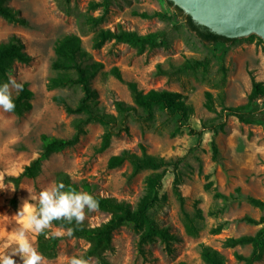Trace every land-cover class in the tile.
Here are the masks:
<instances>
[{
    "label": "rangeland",
    "instance_id": "374dc122",
    "mask_svg": "<svg viewBox=\"0 0 264 264\" xmlns=\"http://www.w3.org/2000/svg\"><path fill=\"white\" fill-rule=\"evenodd\" d=\"M100 0H10L9 4L20 9L29 24L23 26L6 21L0 16V40L18 35L25 50L32 56L29 63L15 62L9 74L17 82H27L33 91L32 108L21 116L0 108V256L10 252L24 233L36 248L37 233L28 225V216L37 211L34 201H29L23 216H18L23 201L29 193L38 194L55 185L56 175L65 172L74 182L89 181L95 194L116 198L135 205L145 191V181L150 169L131 174V165L108 168L107 160L124 149L141 152V145L154 156L175 162L177 169L167 167L159 200L150 209V216L159 226L169 228L176 236L166 250L160 239L140 244V232L128 226L114 230L112 247L106 251L111 264H202V244L218 249L226 264H240L234 252L248 254L250 246L228 248L225 238L254 233L261 224L241 220L244 216L259 219L264 208L252 206L245 199L253 196L264 200V98L252 106L262 119L245 123L222 112L226 106H236L247 101L253 81L264 82V40L256 34L236 37L228 44L201 41L190 31L166 0H112L110 10L102 21L91 24L90 16L98 17L101 7L91 8L90 2ZM159 11L165 16L143 17L140 13ZM121 26L140 34L160 31L164 42L139 53L126 43L106 41L100 48H93L92 37L99 28L115 29ZM78 34L82 46L93 60L103 64L92 80L98 92V106L106 113H115L114 101L132 103L126 82H135L139 89H169L180 92L193 112L184 126L177 117L157 111L151 120L140 116V111L130 114L126 125L112 137L110 145L98 151L104 127L89 122L79 142L53 153L42 165L35 178H23L18 188L5 181L4 176L18 174L36 157L41 149L40 135L69 137L74 132L73 119L62 105L53 100L62 95L74 105L81 95L78 87H47L54 74L51 62L56 40L64 34ZM187 60L199 61L194 68L178 71ZM117 67L123 81L111 73ZM207 93L212 96V109H207ZM17 93L14 92L13 96ZM224 123L216 134L206 130L200 141L188 129H201L203 125ZM218 147L217 158L212 157L211 141ZM162 169V168H161ZM159 169L158 171H160ZM183 208L199 225L196 235L185 230ZM211 183L210 186H207ZM239 187L240 191L236 192ZM234 194V199L216 198L214 192ZM200 213L201 218L197 215ZM109 213L98 209L87 214L86 225L96 226L105 222ZM222 224L219 232H213ZM67 232L53 225L51 231ZM57 255L46 258V264H67L73 257H84L88 242L80 237L61 236ZM16 264H23L19 256ZM92 264H97L94 257ZM88 259V258H85ZM254 264H264L262 258Z\"/></svg>",
    "mask_w": 264,
    "mask_h": 264
},
{
    "label": "trees",
    "instance_id": "16d2710c",
    "mask_svg": "<svg viewBox=\"0 0 264 264\" xmlns=\"http://www.w3.org/2000/svg\"><path fill=\"white\" fill-rule=\"evenodd\" d=\"M10 0H0V16L6 21L17 23L23 26L29 24L28 19L22 15L20 9L9 4ZM168 5L173 7L176 14L184 20L187 28L192 31L201 41L208 43L228 44L237 41V38H230L213 32L209 28L197 24L192 17L171 0H166ZM112 0H100L90 2L91 8L101 7L102 13L98 17L90 16L88 18L91 24L102 21L110 10ZM143 17L165 16L163 13L156 11L152 14L140 13ZM114 40L115 42L126 43L141 53L147 48H153L164 42V33L160 31L148 32L140 34L133 30H127L121 26L115 29L99 28L92 37L93 48H100L106 41ZM32 56L25 50L22 39L12 34L7 40H0V84L7 82L9 73L15 62L29 63ZM199 61L187 60L181 67L177 68L182 71L185 68H194L199 65ZM51 68L54 74L48 79L47 87L54 88H70L78 87L81 95L77 102L72 105L66 97L62 95H54L53 100L62 105L68 114L78 115L73 119L74 132L69 137H57L48 134H41V149L39 154L26 164L18 174H9L4 176L5 181L13 183L18 188L23 178H35L41 172L43 162L53 153L59 152L65 148L76 145L81 135L84 133V126L89 122H98L104 127L98 151L105 150L111 142L114 135L121 131H128L126 125L127 118L130 114L140 111V116L145 120L154 118L157 111H164L172 116L177 117L179 126H184L188 122L193 108L185 101L184 96L174 90L169 89H149L143 91L138 88L135 82H126L130 91L132 103L123 100H115V113H106L98 106V92L92 85V80L101 71L103 64L100 61L92 59L91 54L82 46L81 38L78 34L67 33L56 40L54 46V58L51 62ZM111 73L119 81H123L120 70L117 67L111 69ZM23 91L13 96L16 108L13 111L21 116L32 108L33 91L28 87L27 82H23ZM264 98V82L253 81L251 90L247 96V101L236 106H226L222 108V112L227 116H234L239 121L250 123L257 119H262L258 112L252 111L254 102ZM207 109H212V96L207 93V101L205 103ZM224 123L203 125L197 130L189 127L188 133L196 135L197 141H200L202 134L206 130H210L216 134L222 129ZM264 129V126H263ZM212 157L217 158L218 147L214 139L211 141ZM125 162L131 165V174H136L143 169H150L145 181V191L135 205L126 201H120L113 197L101 196L95 194L92 190L93 185L82 180L80 183L74 182L65 172H59L56 175L55 185L63 183L65 190L75 189L76 191L88 192L93 195L99 202V209L109 213V218L96 226L68 224L63 221H55L56 227L65 229H73L74 237H80L88 242V248L84 257H94L97 264H111L106 257V251L112 247L113 232L121 226H128L131 229L140 232L139 243L144 244L160 239L165 244V248L171 251L170 244L176 240V236L169 231L168 227L159 226L150 216V209L159 200V189L162 186L163 178L167 172V167L173 165L174 169L178 168L180 159L175 162L168 161L162 157L149 154L145 147L141 145V152L136 153L128 149H124L117 154L111 155L107 160L108 168L121 166ZM162 168V169H161ZM161 169L160 171H158ZM178 176L175 177V190L181 202V208L185 219V230L190 235H196L199 225L195 222V218L187 213L183 208V199L178 191ZM208 183L207 186H210ZM240 188H236L239 192ZM216 198L224 200L234 199V194L225 195L215 190ZM245 199L249 204L258 208H264V200L246 196ZM38 206H36L37 208ZM201 218L200 213L197 215ZM241 220L251 224H261V226L251 234H243L238 237H227L223 241V246L234 248L237 246H250L248 254L234 252L235 259L240 264H254L259 261L264 254V215L259 219L244 216ZM222 224L218 225L213 232H219ZM62 237L56 238L50 235L38 234L36 237V249L46 258H54L57 255V249ZM200 256L202 264H226L225 256L216 248L202 244L200 247Z\"/></svg>",
    "mask_w": 264,
    "mask_h": 264
},
{
    "label": "clouds",
    "instance_id": "9594fccd",
    "mask_svg": "<svg viewBox=\"0 0 264 264\" xmlns=\"http://www.w3.org/2000/svg\"><path fill=\"white\" fill-rule=\"evenodd\" d=\"M23 91V84L9 74L7 82L0 84V108L5 112H13L16 108L13 93ZM28 199L23 201V205L17 214L23 216L26 206L34 201L37 211L28 216L27 223L37 234H43L59 238L63 235L72 236L73 229L67 232L59 230L51 231L55 221H63L68 224L75 223L82 225L87 218V214L99 209L98 200L88 192L76 191L75 189L65 190V185L59 183L50 189L42 190L38 194L28 191ZM19 243L8 253L0 256V264H16L13 258L19 256L23 264H46V258L37 251L33 245L24 238V233L20 234ZM67 264H92L91 258L71 257Z\"/></svg>",
    "mask_w": 264,
    "mask_h": 264
},
{
    "label": "water",
    "instance_id": "95a60500",
    "mask_svg": "<svg viewBox=\"0 0 264 264\" xmlns=\"http://www.w3.org/2000/svg\"><path fill=\"white\" fill-rule=\"evenodd\" d=\"M199 25L236 38L256 34L264 40V0H171Z\"/></svg>",
    "mask_w": 264,
    "mask_h": 264
}]
</instances>
